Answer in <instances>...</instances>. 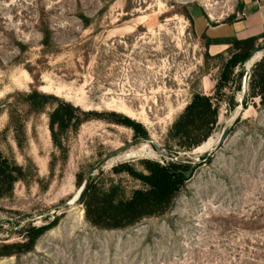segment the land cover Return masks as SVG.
Instances as JSON below:
<instances>
[{
    "label": "rangeland",
    "instance_id": "1",
    "mask_svg": "<svg viewBox=\"0 0 264 264\" xmlns=\"http://www.w3.org/2000/svg\"><path fill=\"white\" fill-rule=\"evenodd\" d=\"M245 1L0 0V150L27 169L14 194L0 200V245L26 242L28 228L54 224L0 264H264V107L259 100L242 107L264 53L234 66L229 47L215 58L206 45L208 29L239 20ZM35 89L103 115L69 133L66 163L51 140L52 106L27 117L24 151L8 127L3 105ZM196 92L213 96L218 107L215 144L229 115L242 107L224 146L205 152L210 158L203 163L197 162L202 154L168 143L171 126ZM232 96L234 109L227 101ZM112 112L124 116L121 123L113 122ZM138 139L141 144L107 158ZM153 141L167 152L172 147L177 159L162 155ZM172 160L194 164V171L164 215L103 230L86 220L79 200L64 206L78 194V174L105 188L120 185L128 199L146 188L145 164Z\"/></svg>",
    "mask_w": 264,
    "mask_h": 264
},
{
    "label": "trees",
    "instance_id": "2",
    "mask_svg": "<svg viewBox=\"0 0 264 264\" xmlns=\"http://www.w3.org/2000/svg\"><path fill=\"white\" fill-rule=\"evenodd\" d=\"M242 9L243 5L240 7V11ZM188 18L190 19V17ZM84 20L88 25L89 19L84 18ZM43 35L44 45L48 46L51 42L50 30H44ZM260 39H264V34L246 40L208 38L206 45L207 47L213 44L229 45L227 53L232 55L231 62L234 63V66H238L246 62ZM223 56V54H218L214 57L221 58ZM242 75L243 71L237 74L235 78L238 79ZM242 89L244 90L242 84H240L236 90L240 92ZM256 100H259V104L264 107V56L255 65L249 78V86L245 91L242 102L243 109L247 110L249 105L255 106ZM227 101L230 109L238 106L235 102V96L230 97ZM22 105H25L27 110H21ZM3 106L9 116L8 127L14 133V140L21 151H24L28 146L27 117L45 113L47 108L52 106L53 110L49 113V131L53 146L59 151L64 163L68 160L69 133L77 134L84 123L103 117L102 114H98L96 111H84L71 102H67L53 94L42 93L37 89L29 93L17 92L15 101H6ZM110 115L114 118L113 122L116 124L121 123L118 119L124 117L114 112ZM218 123L219 110L214 103L213 96L196 92L171 126L168 133V143L174 142L175 147L179 150H195L197 147H201L202 144L207 143L213 136ZM168 151L171 153L173 148H168ZM56 159L57 157L54 155L51 164L53 167ZM174 161L172 160L166 165L159 163L145 164L149 174L142 176V181L146 188L135 191L128 199L122 196L123 190L120 185L112 183L108 188H105L90 176V183L79 199V202L83 205L86 220L99 229L120 230L135 226L144 219L164 215L172 206L175 197L181 190V186L191 176L189 174L192 168L191 164ZM121 170H123V167ZM113 171L116 174L122 172L117 168H114ZM127 171L130 175L136 176L133 170L127 168ZM26 179L27 169L4 156L0 150V200L11 197L14 194L16 184ZM85 181L84 174L77 175L79 189ZM53 226L54 224L46 228H28L26 230L28 233L26 242L0 245V258L21 254L25 248L32 246L38 237Z\"/></svg>",
    "mask_w": 264,
    "mask_h": 264
},
{
    "label": "crops",
    "instance_id": "3",
    "mask_svg": "<svg viewBox=\"0 0 264 264\" xmlns=\"http://www.w3.org/2000/svg\"><path fill=\"white\" fill-rule=\"evenodd\" d=\"M239 13L241 17L239 20L232 23H223L216 27V30H214L215 28H209L207 33L210 38L247 39L264 33V0H246L243 4V9ZM212 34H215V36ZM227 47L230 46L213 44L209 46V49L214 55H218L222 54V51Z\"/></svg>",
    "mask_w": 264,
    "mask_h": 264
},
{
    "label": "water",
    "instance_id": "4",
    "mask_svg": "<svg viewBox=\"0 0 264 264\" xmlns=\"http://www.w3.org/2000/svg\"><path fill=\"white\" fill-rule=\"evenodd\" d=\"M262 53H264V44H262L261 46H257L255 47L248 59L246 60V63H250L251 61H253L258 55H261ZM262 57V56H261ZM245 69H247L245 67ZM241 109L242 107L239 106L237 108H235L232 113L229 115L226 123H225V126H224V129H223V132L218 140V142L212 146V150H216V149H219V148H222L225 144V142L227 141L228 137L230 136V134L232 133L233 129L235 128L236 124L240 121V118H241ZM141 141H143L142 139H138L130 144H128L125 148H122L120 150H116L114 151L111 155L107 156V158H111L113 156H116L120 151L122 150H125L127 148H130L132 146H134L135 144L137 143H140ZM154 147L164 156L168 157V158H176V156L172 153H169L167 151H165L161 145H159L157 142L153 141L152 142ZM203 145V144H202ZM200 147V146H199ZM197 147V148H199ZM210 158V154H205V155H201L198 157V160L197 162L198 163H203V162H206L208 159ZM194 165V164H192ZM194 171V167H192V169L190 170L189 174L191 175ZM90 183V175H88L86 177V181L85 183L83 184V186L79 189L78 191V194L71 200L72 202H69L67 203L66 205L64 206H74L77 201L80 199V197L82 196V194L84 193V191L87 189L88 187V184ZM62 206V207H64Z\"/></svg>",
    "mask_w": 264,
    "mask_h": 264
},
{
    "label": "bare ground",
    "instance_id": "5",
    "mask_svg": "<svg viewBox=\"0 0 264 264\" xmlns=\"http://www.w3.org/2000/svg\"><path fill=\"white\" fill-rule=\"evenodd\" d=\"M256 60H259L260 59V55H258L256 58H255ZM254 59V60H255ZM253 63H254V61H253ZM248 64V63H247ZM253 65V64H252ZM219 137H220V135H219ZM218 141V140H217ZM141 144V143H140ZM215 144V142H214V139L213 138H210L208 141H207V143L206 144H204L202 147H200V148H196L193 152L196 154V156L198 155V154H202L203 155V153L204 154H207V153H205V152H207V151H209L211 148H212V146ZM144 147V146H143ZM137 149V148H136ZM145 149V148H144ZM147 149V148H146ZM129 152V151H128ZM148 154V153H147ZM130 155V154H129ZM152 155H154L153 153H152ZM157 156V155H156ZM133 157H134V155H133ZM136 157V156H135ZM128 158V157H127ZM72 202V201H71Z\"/></svg>",
    "mask_w": 264,
    "mask_h": 264
}]
</instances>
